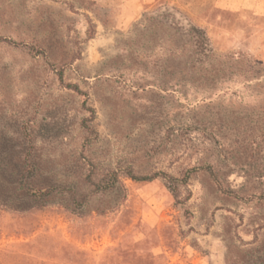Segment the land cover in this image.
<instances>
[{
	"label": "rangeland",
	"instance_id": "obj_1",
	"mask_svg": "<svg viewBox=\"0 0 264 264\" xmlns=\"http://www.w3.org/2000/svg\"><path fill=\"white\" fill-rule=\"evenodd\" d=\"M229 2L0 0V264H264V0Z\"/></svg>",
	"mask_w": 264,
	"mask_h": 264
},
{
	"label": "trees",
	"instance_id": "obj_2",
	"mask_svg": "<svg viewBox=\"0 0 264 264\" xmlns=\"http://www.w3.org/2000/svg\"><path fill=\"white\" fill-rule=\"evenodd\" d=\"M12 173L16 174V177L19 179H26L24 185L22 186V184L20 183V186L18 187V189H20L22 191V194L24 195H30V191L32 188L35 187V183H34V178L32 176V174L34 173L33 170H29V169H25V168H17L16 170H14ZM157 174H154L152 176H137L135 174H133L132 172H128L127 173V177L129 179H131L132 181H151L152 179H154L156 177ZM28 178H30V180H28ZM167 179L170 181L173 180V178L171 177H167ZM85 181L87 183H89V185L93 186L94 191H101V190H106V189H110L115 185V181H119L117 175H115V172H111L110 174H107L106 176L102 177L100 180L96 181L93 178L92 172H90L89 174H87L85 176ZM53 188V186H47V187H37L36 189H38L37 191H39L40 193L37 195V191L33 192L30 196L35 197H44L46 195H48L51 191V189ZM35 189V188H34ZM42 189H45L44 191H41ZM36 193V194H35ZM37 198H35L34 203L31 204H9V207H11L13 210H24V209H31L36 208L39 209L43 206H45V202L42 201H37ZM11 205V206H10Z\"/></svg>",
	"mask_w": 264,
	"mask_h": 264
},
{
	"label": "crops",
	"instance_id": "obj_3",
	"mask_svg": "<svg viewBox=\"0 0 264 264\" xmlns=\"http://www.w3.org/2000/svg\"><path fill=\"white\" fill-rule=\"evenodd\" d=\"M145 1H153V0H145ZM218 4L221 7H228L227 4H230L229 0H218ZM230 6V5H229Z\"/></svg>",
	"mask_w": 264,
	"mask_h": 264
}]
</instances>
